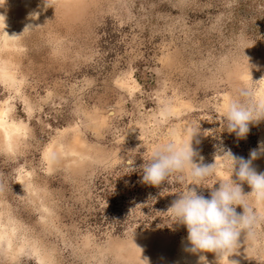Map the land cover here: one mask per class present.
Listing matches in <instances>:
<instances>
[{
	"label": "rangeland",
	"instance_id": "1",
	"mask_svg": "<svg viewBox=\"0 0 264 264\" xmlns=\"http://www.w3.org/2000/svg\"><path fill=\"white\" fill-rule=\"evenodd\" d=\"M50 2L0 0V264H186L167 210L188 178L145 184L143 164L198 125L192 147L218 167L188 187L210 198L221 155L264 142V120L239 138L221 119L238 89L264 100V0ZM238 245L220 264H264V219Z\"/></svg>",
	"mask_w": 264,
	"mask_h": 264
},
{
	"label": "clouds",
	"instance_id": "2",
	"mask_svg": "<svg viewBox=\"0 0 264 264\" xmlns=\"http://www.w3.org/2000/svg\"><path fill=\"white\" fill-rule=\"evenodd\" d=\"M43 3L45 7L51 6L50 0H43ZM252 96L251 89H238L237 95L229 99L221 117L227 131L234 132L239 138H246L249 124L264 120V100H252ZM170 114L169 109H164L162 120H167ZM197 132L198 125L189 131L186 141L169 139L155 145L143 164L141 182L159 186L169 176H175L179 183L184 184L186 177L188 178L185 189L179 192L178 198L167 212L174 223L184 225L187 229L189 246L186 251L194 254L213 252L220 264L221 258L228 259L239 247L238 238L241 233L251 236L254 227L264 219V215L256 211V206L264 205V172L257 173L252 166L253 160L264 155V142L250 151L249 159L237 157L230 150L221 155L226 154L228 157L225 167L230 174L227 179L219 180V188L211 192L210 198H205L197 194L195 187L189 188L188 185L203 186L202 182L215 174L218 165L216 161L211 164L203 163L204 158L192 147ZM197 157L198 160L195 159ZM133 163V158L126 162L130 172L135 171ZM233 175L236 180L232 179ZM237 181L246 182L251 191L243 194L241 183ZM246 196L252 198V204L245 199ZM236 206L243 208L242 214L237 213ZM144 260L148 264L147 258ZM199 261L201 264H208L203 255L199 256ZM230 262L237 264L236 261Z\"/></svg>",
	"mask_w": 264,
	"mask_h": 264
},
{
	"label": "bare ground",
	"instance_id": "3",
	"mask_svg": "<svg viewBox=\"0 0 264 264\" xmlns=\"http://www.w3.org/2000/svg\"><path fill=\"white\" fill-rule=\"evenodd\" d=\"M25 2V1H24ZM71 5V4H70ZM2 16H3V13L0 11V23H1V21H2ZM1 25V24H0ZM7 31V30H6ZM12 33H13V30L10 32V33H7L6 32V34L4 35V42L6 43V42H8V39L9 38H11L12 37ZM6 76H10L9 74H7L5 71H2ZM11 78H12V76H11ZM259 164H262L263 165V162L262 161H257V163H255L254 165H255V167H258L257 165H259ZM253 166V165H252ZM254 167V166H253ZM254 167V168H255ZM255 170H256V172L257 173H261V172H264V171H262V169H260V168H255ZM5 234V233H4ZM2 235L3 234H0V237H2ZM147 239H145V241H146ZM3 241V240H2ZM164 240H161L160 242H159V244L158 243H156L155 244V246L153 245V247L156 249H158V248H160L161 247V245H164L165 243L163 242ZM146 242H148V240L146 241ZM146 242H143V244L145 243L146 244ZM142 244V245H143ZM144 244V245H145ZM120 246H122V245H120ZM141 246V245H140ZM187 246H189V242L187 241V240H184L180 245H178V250H177V255L181 258V260H183L184 259V262L186 263V264H201L200 263V261H199V256L200 255H206V256H208V257H212V258H214L213 257V254H210V252H202V253H191V252H189V251H186L185 249H186V247ZM177 258L178 257H176V260H177ZM153 260H155V258H153ZM157 262H159V260H157ZM162 264H168L167 262H163Z\"/></svg>",
	"mask_w": 264,
	"mask_h": 264
}]
</instances>
